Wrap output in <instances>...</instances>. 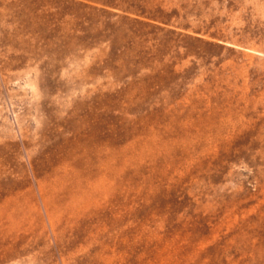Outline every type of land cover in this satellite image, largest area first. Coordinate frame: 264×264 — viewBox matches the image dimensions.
Wrapping results in <instances>:
<instances>
[{"label":"rangeland","instance_id":"obj_1","mask_svg":"<svg viewBox=\"0 0 264 264\" xmlns=\"http://www.w3.org/2000/svg\"><path fill=\"white\" fill-rule=\"evenodd\" d=\"M0 264H264V0H0Z\"/></svg>","mask_w":264,"mask_h":264}]
</instances>
